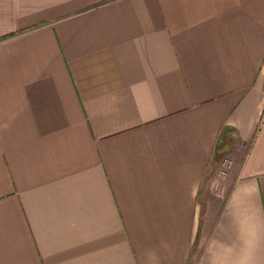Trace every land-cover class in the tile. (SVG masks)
I'll return each instance as SVG.
<instances>
[{"label":"crops","instance_id":"obj_1","mask_svg":"<svg viewBox=\"0 0 264 264\" xmlns=\"http://www.w3.org/2000/svg\"><path fill=\"white\" fill-rule=\"evenodd\" d=\"M0 264H264V0H0Z\"/></svg>","mask_w":264,"mask_h":264},{"label":"rangeland","instance_id":"obj_2","mask_svg":"<svg viewBox=\"0 0 264 264\" xmlns=\"http://www.w3.org/2000/svg\"><path fill=\"white\" fill-rule=\"evenodd\" d=\"M221 158L215 162V165L213 166L210 177L211 179H214L215 184L211 187L204 188L202 190V196L204 193V196L208 198V202L214 201L217 203H221L222 198H224L228 188H229V182L227 180V177L229 176L230 172V166H229V157H223V155L220 156ZM225 177V179H224ZM210 193V194H209ZM209 194V195H208ZM202 199L205 203H207L206 199Z\"/></svg>","mask_w":264,"mask_h":264}]
</instances>
